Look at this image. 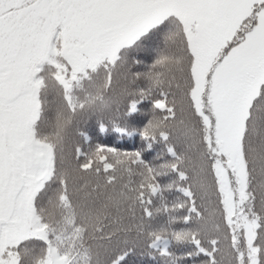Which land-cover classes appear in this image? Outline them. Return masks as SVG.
I'll return each mask as SVG.
<instances>
[{
    "label": "snow or ice",
    "instance_id": "obj_1",
    "mask_svg": "<svg viewBox=\"0 0 264 264\" xmlns=\"http://www.w3.org/2000/svg\"><path fill=\"white\" fill-rule=\"evenodd\" d=\"M0 264H264V0H0Z\"/></svg>",
    "mask_w": 264,
    "mask_h": 264
},
{
    "label": "trees",
    "instance_id": "obj_2",
    "mask_svg": "<svg viewBox=\"0 0 264 264\" xmlns=\"http://www.w3.org/2000/svg\"><path fill=\"white\" fill-rule=\"evenodd\" d=\"M131 145H132V142L129 141V142H127L124 146H125V147H131Z\"/></svg>",
    "mask_w": 264,
    "mask_h": 264
}]
</instances>
